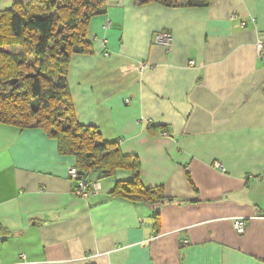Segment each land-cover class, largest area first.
Segmentation results:
<instances>
[{"label": "crops", "instance_id": "0c3cea01", "mask_svg": "<svg viewBox=\"0 0 264 264\" xmlns=\"http://www.w3.org/2000/svg\"><path fill=\"white\" fill-rule=\"evenodd\" d=\"M89 38L66 76L76 118L138 157L143 184L165 197H113L111 180L78 197L74 156L42 128L0 123V264H264V0H107Z\"/></svg>", "mask_w": 264, "mask_h": 264}, {"label": "trees", "instance_id": "16d2710c", "mask_svg": "<svg viewBox=\"0 0 264 264\" xmlns=\"http://www.w3.org/2000/svg\"><path fill=\"white\" fill-rule=\"evenodd\" d=\"M106 1L31 0L0 11V123L42 128L57 140L60 154L75 157L81 178L101 180L131 171L132 177L118 179L109 194L154 204L165 197L163 188L146 187L138 157L124 154L118 141L104 139L98 127L78 121L66 79L72 55L92 52L89 22ZM212 1L135 0L188 7Z\"/></svg>", "mask_w": 264, "mask_h": 264}, {"label": "built area", "instance_id": "2783aa9c", "mask_svg": "<svg viewBox=\"0 0 264 264\" xmlns=\"http://www.w3.org/2000/svg\"><path fill=\"white\" fill-rule=\"evenodd\" d=\"M233 19H239L238 15H233ZM253 22H255V19H252ZM239 25L241 27L247 26V21L245 19H239ZM155 40L157 43L162 44L167 51H170L173 46V35L170 31H160L156 33ZM256 52L258 58L261 60V62L264 64V39L258 40L256 44ZM194 63V61H191V64ZM148 64L144 63V67H147ZM149 123H151V120H149ZM216 166H221L220 163H216ZM68 176L72 182V190L73 193L81 198H89L92 195H97L100 193L101 190V183L98 180L91 179L88 177L81 178L80 170L76 166V164H73L68 169ZM248 220L246 218H236L233 221V226L235 231L238 234H244L246 231ZM185 243H188V240H184Z\"/></svg>", "mask_w": 264, "mask_h": 264}, {"label": "rangeland", "instance_id": "374dc122", "mask_svg": "<svg viewBox=\"0 0 264 264\" xmlns=\"http://www.w3.org/2000/svg\"><path fill=\"white\" fill-rule=\"evenodd\" d=\"M55 11L54 10H52V13H54ZM15 50L16 51H19L20 50V47L19 46H15ZM53 81H55V82H58V80H56V78H53ZM122 173H125V170H123V172ZM119 178H116V175L115 176H108V177H104V178H102L101 180L104 182L105 180H111V181H113L114 183H116L117 181L116 180H118ZM127 179H129V177L127 178Z\"/></svg>", "mask_w": 264, "mask_h": 264}, {"label": "water", "instance_id": "95a60500", "mask_svg": "<svg viewBox=\"0 0 264 264\" xmlns=\"http://www.w3.org/2000/svg\"><path fill=\"white\" fill-rule=\"evenodd\" d=\"M15 82V80H12V83H14Z\"/></svg>", "mask_w": 264, "mask_h": 264}]
</instances>
